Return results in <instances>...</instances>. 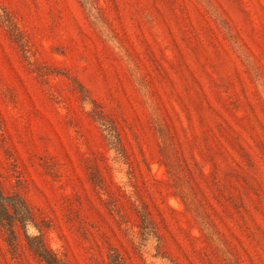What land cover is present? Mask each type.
I'll return each mask as SVG.
<instances>
[{
	"label": "rangeland",
	"instance_id": "374dc122",
	"mask_svg": "<svg viewBox=\"0 0 264 264\" xmlns=\"http://www.w3.org/2000/svg\"><path fill=\"white\" fill-rule=\"evenodd\" d=\"M0 264H264V0H0Z\"/></svg>",
	"mask_w": 264,
	"mask_h": 264
},
{
	"label": "trees",
	"instance_id": "16d2710c",
	"mask_svg": "<svg viewBox=\"0 0 264 264\" xmlns=\"http://www.w3.org/2000/svg\"><path fill=\"white\" fill-rule=\"evenodd\" d=\"M34 223L33 215L24 200L18 196H6L0 187V227L6 228L15 237L16 223ZM30 248L47 264H63L46 245L43 237H28Z\"/></svg>",
	"mask_w": 264,
	"mask_h": 264
}]
</instances>
